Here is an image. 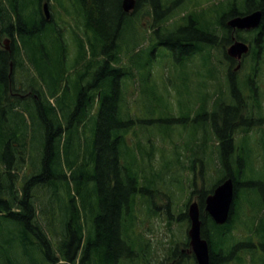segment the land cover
<instances>
[{"label":"trees","instance_id":"obj_1","mask_svg":"<svg viewBox=\"0 0 264 264\" xmlns=\"http://www.w3.org/2000/svg\"><path fill=\"white\" fill-rule=\"evenodd\" d=\"M44 1L51 0H0V19L6 20L5 28L0 30V39L3 31L12 40L11 51L5 50L0 40V237L3 241H0V256L3 255L0 264H17L11 256L13 242L5 237L7 224L13 220L18 222L25 244L35 247L48 259L36 264H94V261L95 264H125L128 259V262L135 261L129 264H142L135 259V244L143 242L144 248L140 251L147 256V243L139 235V230L133 231L138 233L135 236L123 226L125 214L132 217L137 194L147 190L140 185L139 174L132 166L126 165L123 158L124 129L127 126L121 105L125 86L123 79L133 76L134 70L129 63L133 55L127 62L123 57L124 27L130 19L136 22L146 13L153 19L149 28L160 36L162 44L170 47L175 44L179 49L180 44L189 42L185 50L194 54L206 48L210 50L215 45L216 29L221 21L241 15L243 6L231 5V1L227 6V0L216 4L208 0L206 7L197 3L183 16L184 24L167 32L163 31L164 22L183 10L184 4L189 5L190 0H181L178 7L180 1L135 0L131 13L124 10L123 0H69L84 20L91 52L87 55L86 43L81 40L72 65L76 75L73 80L68 71L67 49L61 29L53 17L46 18ZM56 1L62 3V0ZM255 7H263L264 11V0H257ZM64 11L72 14V9L66 4ZM198 37L205 39L199 40ZM23 46L32 54L21 55ZM56 46L60 50L59 55H55ZM182 56L184 59L179 62L184 63L185 58L193 55ZM202 58L209 61L210 55ZM31 66L41 77L48 76L49 96L43 89H35L37 83L29 72ZM21 69L28 73L29 83H19L22 86L19 88L14 72ZM253 70L256 71L255 65ZM71 88L77 91V100L64 102L67 105L64 117L51 99L61 90L67 97ZM20 94L28 97L22 98ZM21 109L26 110L28 117ZM15 116L20 120L14 121ZM30 122L32 127L38 126L44 131L43 149L36 172L25 177L18 191L16 174L12 171L21 164V160L25 161L26 156L22 152L27 146ZM243 125L241 123V127ZM81 127L84 137L80 134ZM251 130L249 126L244 131ZM246 137L240 141L243 147L231 138L222 139V152L217 155L221 172L217 184L228 177L233 178L235 203H239L247 193L241 189L240 182L246 164L251 161ZM237 146L239 148L235 151ZM244 147L247 149L245 154L241 151ZM195 183L193 181V186ZM39 186L50 187L52 201L60 197L59 191L63 190L61 197H67L70 202L68 212L71 219L63 225L57 250L52 246L54 242L50 233L38 219L39 210L33 200V190ZM212 190L210 187L196 191L200 193L202 231L209 240L211 252L223 256L219 258L212 253L210 264H228L235 249L232 246L237 244L230 243L229 247L226 238L236 227L238 211L235 204L227 222L216 223L205 210L206 197ZM93 197L97 203L90 207L88 202ZM77 199H82L81 205ZM52 208L48 206L47 210L52 211ZM93 211V223L86 227L81 222L82 212L85 215ZM260 220L257 232L264 238V223ZM121 234L129 238L128 244L121 240ZM124 248L126 252H123Z\"/></svg>","mask_w":264,"mask_h":264},{"label":"rangeland","instance_id":"obj_2","mask_svg":"<svg viewBox=\"0 0 264 264\" xmlns=\"http://www.w3.org/2000/svg\"><path fill=\"white\" fill-rule=\"evenodd\" d=\"M53 1L55 2V0ZM53 1H44L43 3H48L51 17L57 21V25L61 29L62 39L67 49L68 71L74 80L76 75H74L72 65L80 50L81 40L86 43L87 55L91 54L84 20L77 14L71 1L62 0L61 4ZM178 1L180 2L178 3ZM211 1L216 4L220 0ZM173 2L178 3V7L181 0H174ZM197 3L200 7H206L208 0H190L189 5L186 3L187 7L184 5L183 10L171 15L167 22L171 23V27L184 23L183 16L191 11ZM65 4L72 9V14L69 11H64ZM151 22L153 19L146 13L136 22L130 19L124 27L122 38L125 52L124 61L127 62L130 55H133L129 59V63L134 67L133 76L123 79L125 86L122 105L126 108L124 119L127 123L124 129L126 142L123 147V158L124 163L132 166L139 174L140 185L147 188L146 191L137 194L132 217L126 213L123 226L130 231L131 235L135 233L134 230H139V235L147 243V256H143L140 251L141 248H144L143 242L135 244L134 256L139 263L167 264L165 259L173 247L183 246L186 237H188L187 234L191 227V218L188 213L189 204L194 200L199 202L200 197V193L196 191L214 188L221 176L220 164L214 149V147H218L219 141L214 137L206 138L196 109L185 108L184 104L183 112H178V97L172 91L173 86H171L175 76L171 72L174 66L165 57L166 55L160 54L162 49L157 48L154 44L159 38L149 28ZM167 22H164V27ZM5 23L6 20L0 19V30L5 28ZM164 30H169V28ZM5 38H10L8 45L11 46V36L2 31L0 39L2 46L5 45ZM218 46L221 49V44ZM154 50H156L155 56L153 55ZM59 52L60 50L56 46L55 55H59ZM31 54L32 52L23 46L21 55ZM238 61L240 66L238 65L237 69L239 68V70L237 71L240 72L242 82L249 72V66L241 67V60ZM202 63L201 55L191 59L189 69L192 86L199 85L205 76L210 77L211 75L209 70H205ZM220 63L221 55H211V63L207 68H213L212 75L214 78L216 77L215 81L225 85V67ZM210 65L214 67H209ZM29 72L37 83L35 89H43L45 94L49 96L48 76L41 77L33 70L32 66L29 67ZM173 73L177 74L175 71ZM256 74L255 79L259 86L261 99L263 96L264 106V64L260 66ZM14 77H16L19 88H22L19 83L26 85L29 83V75L22 69L15 71ZM178 87L183 92L187 88L181 81L178 82ZM210 87H212L211 81H208V88ZM241 87L243 89L244 86L241 85ZM208 93L211 95L212 91L210 90ZM65 94L61 90L57 96L51 99L64 117L67 110V105L64 102H76L77 91L71 88L67 97ZM197 96L199 97L200 93L194 92L188 98L194 100ZM245 97L247 101L248 97ZM247 108L251 111L249 107ZM21 112L28 117L25 109H21ZM262 113L264 114L263 110ZM17 120H20V117L15 116L14 121ZM92 124L93 122H91V126ZM28 130L27 146L22 152L25 153V161L21 160V164L12 171L16 174L15 186L18 191L21 190L25 177L36 172L43 149L44 131L42 132L38 126L32 127L31 122L30 125L28 124ZM80 134L83 135L82 127ZM244 137L249 142L251 161L246 164L245 173L241 175L240 182L241 189L247 193L239 203H236L239 220L226 238L228 239V246L236 242L238 257L243 259L239 260L233 257L229 264H257L256 257L264 256V238L257 232L260 219L264 223V124L259 125L250 133L241 129L237 138L234 139L235 143L243 147V143L240 141ZM244 148L241 151L245 154L247 149ZM16 163L17 160L15 159L14 164ZM193 181L196 182L195 186H193ZM195 189L197 190L192 193ZM59 193L61 196L64 194L63 190H60ZM33 195V200L39 210V222L50 233L51 240L54 242L52 246L57 250L59 244L57 240L63 231V225L71 219V213L68 212L69 199L60 196L55 197L52 201L51 189L47 186L36 187L33 190ZM77 203L81 205L82 199H77ZM96 203V197L88 202L90 207L96 206ZM48 206L54 207L52 211L47 210ZM92 213L95 211L87 212L85 215L82 212L81 222L86 227L93 223L94 214ZM12 225L13 227H11ZM47 226L52 228V231ZM20 229L18 222L13 220L7 224L5 231V237L13 242L11 256L14 261L17 264H36L43 259L48 261L35 247L25 244L24 235ZM135 236H138L137 232ZM0 241L3 242L1 237ZM250 243L255 244L256 247L249 248L248 244ZM123 252H126L125 248ZM0 259H3V255L0 256ZM146 259L148 262H145ZM131 262L135 263V261ZM126 264H129L128 261Z\"/></svg>","mask_w":264,"mask_h":264},{"label":"flooded vegetation","instance_id":"obj_3","mask_svg":"<svg viewBox=\"0 0 264 264\" xmlns=\"http://www.w3.org/2000/svg\"><path fill=\"white\" fill-rule=\"evenodd\" d=\"M230 1L231 5L238 4L243 6V11L240 16L261 10L263 13L261 23L253 28H234L231 27L228 22L231 18L239 15L231 16L224 22L221 21L220 26L216 29L217 35L214 39L215 45L210 47V50L206 48L204 51L194 54L185 50L189 42H185L182 46H180V44V48L178 49V46L175 44L172 45L173 47L162 44L163 41L159 36V40L156 41L157 48L162 49L161 52H163H160V54L166 55L165 57L171 62V65L174 66L176 73L180 70L175 74V78L171 85L173 86L172 91H174L178 97L177 106L182 104L183 109V105L185 104V108L191 109L194 103H198L195 109L201 120L204 135L207 139H209V137H214L219 141L218 147H214L217 154L222 152L220 142L222 139L231 138L234 140L239 135L241 129L244 131L249 126L257 129L259 125L264 124V114L262 113V110L264 111L263 96L261 99L259 86L255 79L257 77L256 72L259 70L260 66L264 64L263 7H255L257 0H227V6L230 5ZM187 24L189 25V23ZM157 35L158 34H156V37ZM198 39L204 40L205 38L198 37ZM235 41L245 42L249 46L248 52L243 54L241 60V67L249 66V72L242 82L240 80V72L237 71L239 70L237 67L240 65V62L231 56L228 51V47ZM203 44H205V42H203ZM220 44L221 49L218 46ZM182 55H221L220 64L225 67L226 84L217 83L215 81L216 77L208 79V77L205 76L200 81L199 85L192 86L190 83L192 77L189 69V67H191L192 58H185L187 62H185L183 66L181 62H179L184 59ZM254 65L256 71L253 70ZM209 67L214 66L210 65ZM204 68L206 71L209 70V72H213V68ZM179 81L186 85L187 88L185 92L178 87ZM208 81H211L212 87L210 88H208ZM241 85L244 86L243 89ZM210 90L212 91L211 95L208 93ZM194 92L200 93V96H197L194 100L189 99L188 96H191ZM185 95H187V97H185ZM245 96L248 97L247 101ZM247 107H249L251 111L247 110ZM178 111H180L179 106ZM241 123L245 125L241 127ZM238 148L239 146L235 148V151ZM121 240L127 244L129 243V238L123 234H121ZM248 246L249 248L256 247L255 244H248ZM232 247L235 249L230 258H238L237 245H233ZM212 253L217 254L219 258L223 257L218 252H211L210 249V259ZM230 260L228 263H230ZM165 262L167 264H198L196 254L190 244L189 236L186 237L183 246L177 245L173 247V250L169 253L168 257H166ZM256 263L264 264V256H257Z\"/></svg>","mask_w":264,"mask_h":264},{"label":"water","instance_id":"obj_4","mask_svg":"<svg viewBox=\"0 0 264 264\" xmlns=\"http://www.w3.org/2000/svg\"><path fill=\"white\" fill-rule=\"evenodd\" d=\"M135 0H124L125 10L134 7ZM45 13L49 18L48 4H45ZM262 11L258 10L245 16H237L229 21V24L239 28H253L261 23ZM8 43V40H5ZM9 49V46H6ZM249 46L237 41L229 48L231 56L241 59L243 53H247ZM234 201V180L232 177L225 179L220 183L212 193L206 198V210L218 224L227 222L230 216L231 207ZM188 213L191 218V227L189 236L191 245L195 251L198 264H210V246L209 241L202 236V220L200 217V208L198 201H193L189 205Z\"/></svg>","mask_w":264,"mask_h":264},{"label":"bare ground","instance_id":"obj_5","mask_svg":"<svg viewBox=\"0 0 264 264\" xmlns=\"http://www.w3.org/2000/svg\"><path fill=\"white\" fill-rule=\"evenodd\" d=\"M123 1H124V0H123ZM15 84H16V83H15ZM40 95H41V94H40ZM41 97H42V96H41ZM29 98H30V97H29ZM123 254H124V253H123ZM126 256H128V255H126ZM120 257H122V255H121ZM129 257H130V256H129ZM123 258H125V257L123 256ZM127 259H128V258H127ZM128 260H129V259H128ZM128 260H127V261H128ZM125 261H126V260H125ZM130 261H131V260H130ZM130 261H129V262H130ZM118 262H119V261H118ZM129 262H128V263H129ZM125 264H126V263H125Z\"/></svg>","mask_w":264,"mask_h":264}]
</instances>
